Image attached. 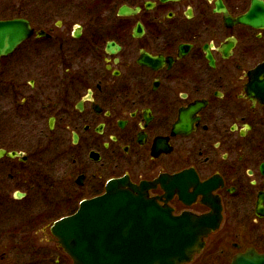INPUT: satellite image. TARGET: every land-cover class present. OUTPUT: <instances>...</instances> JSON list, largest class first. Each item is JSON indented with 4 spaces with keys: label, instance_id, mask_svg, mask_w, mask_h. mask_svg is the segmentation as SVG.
Listing matches in <instances>:
<instances>
[{
    "label": "flooded vegetation",
    "instance_id": "flooded-vegetation-1",
    "mask_svg": "<svg viewBox=\"0 0 264 264\" xmlns=\"http://www.w3.org/2000/svg\"><path fill=\"white\" fill-rule=\"evenodd\" d=\"M252 4L15 0L10 16L0 6V20L31 28L0 60V264H45L29 248L60 247L54 222L126 176L153 182L149 195L175 215L220 200L221 224L192 262L226 255L233 219L264 221V25L237 21ZM248 247L264 252L233 241L227 257Z\"/></svg>",
    "mask_w": 264,
    "mask_h": 264
},
{
    "label": "water",
    "instance_id": "water-1",
    "mask_svg": "<svg viewBox=\"0 0 264 264\" xmlns=\"http://www.w3.org/2000/svg\"><path fill=\"white\" fill-rule=\"evenodd\" d=\"M252 1L250 13L237 21L262 26L264 3ZM259 6L261 14L256 10ZM30 32L27 20H0V59L12 53ZM158 180L165 187V181ZM152 183L135 184L127 176L109 180L104 194L82 201L74 214L52 225V234L73 264H185L201 252L204 238L220 225L219 201L211 195L205 197L213 209L209 214L174 215L169 206L149 195ZM231 264H264V253L249 248L236 254Z\"/></svg>",
    "mask_w": 264,
    "mask_h": 264
},
{
    "label": "rangeland",
    "instance_id": "rangeland-1",
    "mask_svg": "<svg viewBox=\"0 0 264 264\" xmlns=\"http://www.w3.org/2000/svg\"><path fill=\"white\" fill-rule=\"evenodd\" d=\"M14 1L15 0H0V6L2 7V14L10 16L9 14L13 13L14 10L12 11L11 4ZM44 159H45L44 161L47 162L49 160L48 155H46ZM47 200L48 198L45 197L44 200L40 202L44 204V206H41L42 207L41 210L48 209V207H46ZM251 219L252 218H249V220H241V222H238L235 219L233 220L231 219L232 221L230 222L232 226L230 228L231 229L233 228L232 233L230 237L227 236L223 238L224 239L223 245L220 247L221 249L225 248L228 251L224 257H222L221 259L220 258L209 259L206 256L205 257L202 256L201 259H196L195 262H192V264H229L231 259L230 257H227V254L229 253V251L232 250L231 245L233 241L240 243L242 247L246 245L255 244L256 246L261 247V250H263L264 221L254 224ZM236 234L239 235L235 237ZM47 236H48V230H47V234L45 235L42 229V238ZM28 251L34 254L44 252L45 264H72L71 258L66 255L63 249H61L60 247H58V245H55L54 243L47 242V243H43V245L37 243V245L36 244L33 245V248H29ZM58 259L59 261L57 262Z\"/></svg>",
    "mask_w": 264,
    "mask_h": 264
}]
</instances>
